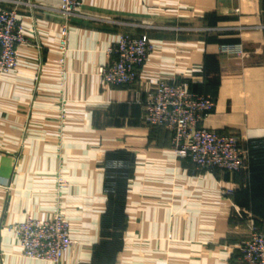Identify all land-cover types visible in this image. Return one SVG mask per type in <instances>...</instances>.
<instances>
[{
	"label": "crops",
	"instance_id": "1",
	"mask_svg": "<svg viewBox=\"0 0 264 264\" xmlns=\"http://www.w3.org/2000/svg\"><path fill=\"white\" fill-rule=\"evenodd\" d=\"M0 7L16 11L27 39L16 66L0 71V177L10 181L0 189V264H241L249 224L264 230V0H82L68 19L59 0ZM123 34L153 47L133 84L108 87L98 68ZM224 44L241 51L222 53ZM157 80L212 98L202 125L238 136L240 171H197L167 130L144 122ZM121 157L130 169L110 197L103 165ZM56 212L74 244L58 263L22 256L8 226Z\"/></svg>",
	"mask_w": 264,
	"mask_h": 264
},
{
	"label": "built area",
	"instance_id": "2",
	"mask_svg": "<svg viewBox=\"0 0 264 264\" xmlns=\"http://www.w3.org/2000/svg\"><path fill=\"white\" fill-rule=\"evenodd\" d=\"M82 0H59V12L66 18L75 14ZM67 26L59 32V51L67 49ZM27 42L15 10L0 7V71L8 72L17 64V49ZM153 45L142 36L121 35L112 52L115 57L98 68L101 80L108 87L131 85L139 68L145 63ZM234 44L221 46L222 53H240ZM210 96L191 93L186 84L157 80L149 87L143 106V120L152 128H163L170 133V147L178 157L186 158L197 171L238 172L243 167L245 150L241 140L230 131H217L202 125L212 110ZM104 169V192H114L115 180L127 178L128 160H107ZM63 180L57 181L62 187ZM0 189L8 191L10 181L0 177ZM227 194L232 189H225ZM69 222L62 212L51 219L40 220L25 216L8 226L19 243L20 254L33 260L58 263L74 244L69 235ZM241 264H264V230L249 224L248 237L236 245Z\"/></svg>",
	"mask_w": 264,
	"mask_h": 264
},
{
	"label": "trees",
	"instance_id": "3",
	"mask_svg": "<svg viewBox=\"0 0 264 264\" xmlns=\"http://www.w3.org/2000/svg\"><path fill=\"white\" fill-rule=\"evenodd\" d=\"M113 159H118V158H112V159H108V160H113ZM121 159H122V160H128V161H129V159H128L127 157H121ZM128 172H129V171H128ZM126 179H127V178H117V179L115 180V189H114V192H110V193H108L107 195L110 196V197L115 196V195L118 193V191H119V187H120V185H121L122 183H124V182L126 181ZM114 216H116V215H114Z\"/></svg>",
	"mask_w": 264,
	"mask_h": 264
},
{
	"label": "rangeland",
	"instance_id": "4",
	"mask_svg": "<svg viewBox=\"0 0 264 264\" xmlns=\"http://www.w3.org/2000/svg\"><path fill=\"white\" fill-rule=\"evenodd\" d=\"M116 219H120V216H118V217H115ZM120 221V220H119ZM119 224H120V222H118ZM112 232H114V233H112L113 235H116V241H118L119 242V244H120V241H119V238H120V235H121V233H122V231L121 230H119L118 231V229L117 230H115V231H112ZM118 244V243H117ZM121 250V247L119 248V247H117V246H115V252H119V250Z\"/></svg>",
	"mask_w": 264,
	"mask_h": 264
}]
</instances>
